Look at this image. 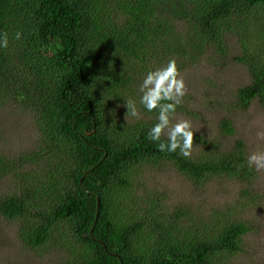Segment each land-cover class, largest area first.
<instances>
[{"label": "trees", "instance_id": "trees-1", "mask_svg": "<svg viewBox=\"0 0 264 264\" xmlns=\"http://www.w3.org/2000/svg\"><path fill=\"white\" fill-rule=\"evenodd\" d=\"M231 18L240 21L231 35L254 30L264 42V0H0V32L9 39L0 49V108L19 105L38 136L33 152L12 168L0 156V180L17 182L2 193L0 216L18 223L24 246L42 249L66 226L69 235L55 244L58 264H237L253 226L237 220V210L229 219V204L201 220L203 231H183L178 214L168 230L152 235L144 220L122 216L117 201L135 164L147 159H167L194 184L214 177L248 183L243 143L228 150L196 135L193 150L202 149L184 158L149 141L154 119L134 123L128 135L104 120L105 99L126 93L139 99L149 69L175 59L182 71L213 48L225 55L221 26ZM250 78L235 94L244 111L253 100L264 101V63L250 69ZM217 126L222 136L232 133L227 119Z\"/></svg>", "mask_w": 264, "mask_h": 264}, {"label": "rangeland", "instance_id": "rangeland-1", "mask_svg": "<svg viewBox=\"0 0 264 264\" xmlns=\"http://www.w3.org/2000/svg\"><path fill=\"white\" fill-rule=\"evenodd\" d=\"M238 23L240 21L231 18L221 26L226 30L225 55L215 53L213 48L208 51L210 57L196 59L194 65L181 71L187 94L177 116L192 121L194 138L198 135L206 140L221 141L228 150L235 147L234 143L242 142L247 161V156L256 150L257 145L264 148V141L257 138L258 132H264V101L253 100L244 111L236 107L235 94L239 88L251 83L250 69L264 63V42L259 40V32L254 30L231 35L229 31ZM237 59L243 63L237 62ZM126 99H131L128 93L117 99H105L106 126L127 129L124 133L128 135L134 123L156 120V113L146 112L137 99L141 116L139 119L128 117L126 121L127 109L123 106ZM109 103L112 108L110 113ZM223 119L229 120L232 127V133L227 136H222L217 128ZM37 141L35 123L28 112L17 104L0 108V156L12 162L11 168L18 164L19 157L33 152ZM201 149L197 146L193 152L197 154ZM135 165L130 187L126 189V195L117 201L122 216L126 212L138 217L139 221L144 220L147 233L155 235L156 228L168 230V225L174 224L171 219L179 214L178 218L182 221L179 227L183 231L191 229V232H200L203 231L201 220L209 217L211 220L214 216L209 215L222 212L229 204V210L234 213L228 216L229 219L236 216L237 210L240 211L237 220L247 221L253 226V232L244 240L246 252L238 258L237 264H264V171L250 169L248 183L214 177L194 184L176 171L167 159H147ZM16 184L12 177L2 178L0 197ZM115 184L119 187L118 182ZM243 190L250 194L249 198L240 196ZM240 205L248 206L242 208ZM67 235L69 229L61 226L44 248L33 250L20 241L18 223L0 216V264H58L62 254L56 250L55 244ZM219 263L217 261L216 264Z\"/></svg>", "mask_w": 264, "mask_h": 264}, {"label": "clouds", "instance_id": "clouds-1", "mask_svg": "<svg viewBox=\"0 0 264 264\" xmlns=\"http://www.w3.org/2000/svg\"><path fill=\"white\" fill-rule=\"evenodd\" d=\"M22 33L17 32L19 40ZM9 47L7 32H0V49ZM139 105L148 112L156 113V122L149 128L147 137L161 153H178L181 157L191 158L194 134L192 121L177 116L187 94V85L175 59H169L166 65L149 69L138 84ZM123 105L128 117L139 119L141 116L137 101L124 100ZM197 132V131H196ZM257 138L264 141V132H258ZM247 167L256 172L264 171V148L257 145L255 151L247 156Z\"/></svg>", "mask_w": 264, "mask_h": 264}]
</instances>
